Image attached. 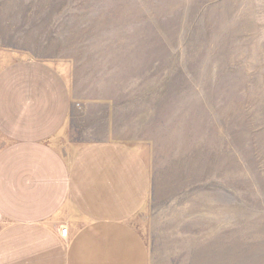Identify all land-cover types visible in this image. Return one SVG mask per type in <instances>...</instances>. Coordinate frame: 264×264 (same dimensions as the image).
Wrapping results in <instances>:
<instances>
[{
    "label": "rangeland",
    "instance_id": "374dc122",
    "mask_svg": "<svg viewBox=\"0 0 264 264\" xmlns=\"http://www.w3.org/2000/svg\"><path fill=\"white\" fill-rule=\"evenodd\" d=\"M0 47L124 104L156 264H264V0H0Z\"/></svg>",
    "mask_w": 264,
    "mask_h": 264
},
{
    "label": "crops",
    "instance_id": "0c3cea01",
    "mask_svg": "<svg viewBox=\"0 0 264 264\" xmlns=\"http://www.w3.org/2000/svg\"><path fill=\"white\" fill-rule=\"evenodd\" d=\"M74 87L66 59L0 47V264H154L151 145Z\"/></svg>",
    "mask_w": 264,
    "mask_h": 264
},
{
    "label": "built area",
    "instance_id": "2783aa9c",
    "mask_svg": "<svg viewBox=\"0 0 264 264\" xmlns=\"http://www.w3.org/2000/svg\"><path fill=\"white\" fill-rule=\"evenodd\" d=\"M61 235H62V237L66 238L68 235V229H66V228L62 229Z\"/></svg>",
    "mask_w": 264,
    "mask_h": 264
}]
</instances>
